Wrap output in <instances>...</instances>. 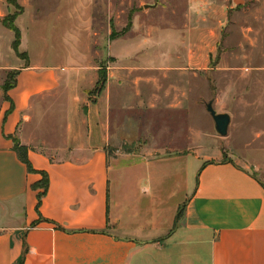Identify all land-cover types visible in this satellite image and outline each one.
Returning <instances> with one entry per match:
<instances>
[{
    "label": "crops",
    "instance_id": "0c3cea01",
    "mask_svg": "<svg viewBox=\"0 0 264 264\" xmlns=\"http://www.w3.org/2000/svg\"><path fill=\"white\" fill-rule=\"evenodd\" d=\"M47 2L61 23L50 30L51 42L45 23L36 21L49 12L43 8ZM93 3L16 0V9L0 0V264H264V162L223 149L196 156L189 131L171 136L189 143L183 150L159 149L155 142L116 151L130 139V125L123 117L112 123V110L160 106L155 77L129 78L116 67L96 101L87 105L80 99L78 88L87 75L95 79L91 87L98 78L91 55ZM15 12L18 52L24 57L16 55L14 33L2 24ZM28 38L37 51L22 49ZM194 61L188 55L187 62ZM184 71L171 72L184 76ZM8 73L14 85L4 98ZM166 91L169 109L185 116L176 123L189 128L188 79ZM58 92L66 97L60 109L70 122L80 100L89 119H81L79 134L68 135L66 149L35 150L26 129L44 109L41 101ZM225 114L229 128L232 114ZM14 139L26 147L34 172L18 159ZM59 154L64 159L57 160ZM40 172L48 186L37 207L40 191L33 185L42 179Z\"/></svg>",
    "mask_w": 264,
    "mask_h": 264
},
{
    "label": "rangeland",
    "instance_id": "374dc122",
    "mask_svg": "<svg viewBox=\"0 0 264 264\" xmlns=\"http://www.w3.org/2000/svg\"><path fill=\"white\" fill-rule=\"evenodd\" d=\"M93 2L95 40L91 55L97 76L100 72L106 80L108 72L120 67L129 78L155 77L163 99L156 107L131 105L123 111L124 116L122 111L117 114L112 110V123L123 117L130 125L126 127L130 139L120 143L116 151H135L155 142L159 149L183 150L189 143L181 142L180 137L172 141V135L189 131L196 156L223 149L226 155H240L242 159L255 156L264 162V0ZM45 7L49 12L36 21L45 23L46 36L51 42L50 30L61 23L51 16L55 9L49 2ZM22 49H29L30 53L38 50L29 38ZM188 55L194 57V63L187 62ZM176 67L180 72L185 70L186 75L171 72ZM98 78L91 87L95 79L88 74L78 88L80 99L84 98L87 105L96 101L102 91L97 87ZM187 79L192 91L185 97L189 128L176 123L177 118L185 116L169 109L166 95L172 83L182 86ZM11 81L9 76L8 83ZM142 89L148 88L142 86ZM65 100V95L58 92L41 101L45 103L44 109L35 112L25 132L35 150L66 149L68 135L79 134L81 119H89L88 107L80 100L76 118L70 122L64 108L60 109ZM209 101L213 102L216 113L232 114L225 136L217 134L214 121L206 111ZM56 159H64V155L59 154ZM195 163L196 176L200 165ZM261 177L264 179V175Z\"/></svg>",
    "mask_w": 264,
    "mask_h": 264
},
{
    "label": "trees",
    "instance_id": "16d2710c",
    "mask_svg": "<svg viewBox=\"0 0 264 264\" xmlns=\"http://www.w3.org/2000/svg\"><path fill=\"white\" fill-rule=\"evenodd\" d=\"M7 3L12 5V6H14L17 9L16 0H7ZM16 13L17 12H15L12 15H9V16L5 17L2 20V24L6 28H8L9 30H11L14 33V41L12 43V48H13L14 52L16 53V55L18 57H24V55H22V54H20L18 52L20 34H19V31L17 30V28L13 25V20L15 19L16 15H17ZM112 36H113V34H112ZM98 73H99L98 74L99 82L97 83V87L99 86V88H100L99 92H100L103 89L106 80H105V76L104 75H101L100 72H98ZM9 76L12 77L11 83H8ZM13 85H14V76H13V74L8 73L4 84L1 86V90H2V92L4 94L3 95L4 98H6V96H5L6 92L11 87H13ZM13 149H14V152L16 153L18 159L26 166L27 171L31 172V173L34 172V170H32V168H31V165H30V163L28 161V158H27V149H26V147L20 145L18 140L14 139L13 140ZM40 174L42 175V179L37 184L33 185L34 189L40 191L38 193V195H37V207L39 206V204L41 202V199L44 197L45 192L47 190V186H48V179H47L46 174L43 173V172H40ZM179 215H180V213H178V217H179Z\"/></svg>",
    "mask_w": 264,
    "mask_h": 264
},
{
    "label": "water",
    "instance_id": "95a60500",
    "mask_svg": "<svg viewBox=\"0 0 264 264\" xmlns=\"http://www.w3.org/2000/svg\"><path fill=\"white\" fill-rule=\"evenodd\" d=\"M206 111L211 115L214 121V127L220 136H225L227 134L228 125L230 123V117L228 114H216L212 107V101H209L205 105Z\"/></svg>",
    "mask_w": 264,
    "mask_h": 264
}]
</instances>
